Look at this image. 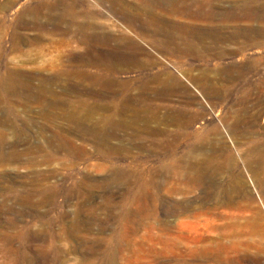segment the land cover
I'll return each instance as SVG.
<instances>
[{
	"label": "rangeland",
	"instance_id": "obj_1",
	"mask_svg": "<svg viewBox=\"0 0 264 264\" xmlns=\"http://www.w3.org/2000/svg\"><path fill=\"white\" fill-rule=\"evenodd\" d=\"M11 1L14 5L9 10L0 9V20L15 22L19 13L26 10L25 2L28 5L43 2L47 4L45 11L51 15L86 10L97 15L100 11L93 22L102 27L103 33L131 37L160 58L159 64L144 72L133 68L119 72L117 79L127 80L154 72L165 78L164 64L174 79L186 81L182 72L166 60L174 61L178 57L155 52L157 49L151 38H143L134 29L125 30L109 8L111 2L118 1L140 11L148 4L146 0H0V4ZM246 2L264 9V0H220L216 4L221 9H232L235 5L241 9ZM158 13L169 21L200 29L219 27L222 34L232 32L236 25L264 27L258 20H196L166 8H159ZM18 31L26 40H17L14 50L11 31L5 25L0 26V75L4 74L6 65L20 70L51 67V73L76 66L95 73V67L68 59L90 50H110L94 40L84 46H78L77 42L67 45L52 42L48 37L37 39L34 29ZM228 45L236 47L234 43ZM114 50L112 55L117 53ZM22 52L40 53L41 56L33 55V60L29 61ZM68 52L74 55L61 58L62 53ZM260 56L256 72L244 78L232 80L221 73L227 67ZM216 63H219L218 68L209 72L212 82L224 88L236 86L234 98L241 95L246 82L258 86L252 91L254 97L256 94L264 96V89L258 84L264 80V42L262 46L248 47L243 54L213 56L203 64L189 58L181 68L196 75L204 65L213 67ZM220 76L223 77L220 79ZM60 81L54 85L56 92L60 91L57 97L66 100L68 97V102L80 93L79 97L93 104L110 100L83 92L75 94L65 89L68 79ZM193 82L186 81V84L198 94L196 88L200 86ZM13 97L6 90L0 91V116L7 112V118L16 125L12 129L0 124V130L7 128L9 133L5 151L17 136H21L20 132L44 145L46 138L58 133L82 145L85 154L75 157L64 151L52 152L47 147L51 154L34 152L24 156L20 163L0 166V264H264V197L259 186L264 182V167L252 166L248 156L249 140H264L263 128L251 135H234L222 125L223 115L217 117L216 112L200 115L192 126L185 128L167 119L162 121L167 118L165 108L159 112L161 122L148 124L144 118H133L129 112L116 113L113 109L96 107L92 110L94 120L114 115L116 119L135 121L130 129L107 140L110 154L102 156L96 150L99 142L88 139L64 117L49 120L50 116L44 113L47 109L41 108L46 106L45 102L44 105L24 98L27 101L24 106L21 100ZM166 101L172 106L185 105L178 96ZM57 104L55 112L64 115L68 104ZM228 107L225 105L223 114L231 111ZM210 118L219 126L220 135L210 134ZM43 129L42 134L39 130ZM135 132L140 134L138 138L131 137ZM173 134L176 141L170 145ZM190 143L206 144L205 149L195 150L191 155L194 146L189 148ZM221 144L229 147L234 161L226 157ZM26 146L22 142L19 148ZM114 171L124 172L125 177L113 178Z\"/></svg>",
	"mask_w": 264,
	"mask_h": 264
},
{
	"label": "bare ground",
	"instance_id": "obj_2",
	"mask_svg": "<svg viewBox=\"0 0 264 264\" xmlns=\"http://www.w3.org/2000/svg\"><path fill=\"white\" fill-rule=\"evenodd\" d=\"M217 1L220 0H146L148 4L141 7L140 11L133 10L125 3L118 1L111 2L109 6L113 14L121 21L125 30L130 31L134 29L143 38H151L155 42L154 49H157L155 52L163 55L164 53H169L174 57H178L174 61L169 58L166 60L170 65H175L178 71H180L179 73L182 72V76L187 82L194 81L193 83L199 84V89L196 88L198 94H195L189 88L186 81H180L178 78L174 79V75L169 71L168 66L164 64H162L163 68L167 69V73H165L167 77L165 78L162 77V74L159 75L158 72H154L150 74L143 73L141 76L138 75L135 78H128L127 80L117 79L116 75L119 72L129 71L133 68L144 72L147 68L159 64L160 58L131 37L124 36V34L111 35L110 33H103L101 31L102 27L97 26L93 22L98 17L100 11L97 12V15L92 10H86L82 13L65 11L57 15H51L45 11L47 4L43 2L29 5L25 2L24 4L27 5V8L25 11L19 13L15 22H6L5 19L0 20V26L5 25L11 31L10 40L12 42V49L15 50L17 48V40H26L19 34L18 30L34 29L37 31V39L48 37L55 43L71 45L72 42H77L78 46L87 45L94 40L97 43L107 45L110 47V50H90L87 53L72 56L68 59L95 67L97 69L95 73L79 69L80 67L76 66L56 70L51 73L49 69L51 67L20 70L6 65L4 74L0 75V91H8L11 96H14L13 98L21 100L24 106L27 105L26 100H33L37 103L45 102L46 106H41V108L47 109L44 113L50 116L49 120L53 121L64 117L88 139L91 138L99 142L100 145L98 144L96 150L102 156L110 154L108 148L111 147L106 145L107 140L111 137H118L119 132L122 130L130 129L135 124V121L132 118H130V121H123V118L116 119L114 115L101 118L99 121L94 120L92 110L96 107L113 109L116 113L129 112L133 118H144L148 124L151 121H160L158 118L159 112L165 108L167 110V118H164L162 121L167 119V121L179 127L191 125L200 115L211 111L216 112L217 117H222L223 115L221 120L222 125L234 135H251L260 130V128L264 129V96L256 94L254 97L252 93L254 88L258 87L257 85L246 82V87L241 95L234 98L233 90L236 86L224 88L212 82L213 78H211L209 72L214 70V67L218 68L217 65L219 63H216L213 67H205L206 65H204V68L196 75L189 73V69L186 73V70H183L181 67L189 58L201 61L203 64L213 56L223 57L234 53L243 54V51L250 46H262L264 42V27H242L236 25L232 32L222 34L218 29L219 27H206L207 29L204 27L200 29V27L198 28L189 24L169 21L158 13L159 8H166L174 14L185 15L196 20H205L207 18L231 22L258 20L264 24V9H261V6L246 2L241 9L238 5H235L232 9H221L216 4ZM13 5L14 1L4 5L0 4V9L7 11ZM112 26L116 28L117 24L112 23ZM56 35H60L61 37L55 38L54 36ZM66 36H69V38H66ZM228 43H234L236 47H229ZM112 49H115L117 53L112 55ZM1 52L4 54L3 50ZM21 54L25 55L29 61L33 60V55L36 57L41 56L40 53L32 54V52H22ZM69 55L74 54L71 52L62 53L61 58L69 57ZM261 58L262 56L252 58L240 65L227 67L221 73L224 72L223 74L232 80L244 78L248 73L256 72L258 66L257 60ZM221 77L223 76H220V79ZM61 79H68L65 83V89H71L75 94L83 92L107 99L109 97L110 100L93 104L79 97L81 93L80 95L71 93L75 95V99H70V102H68V97H66L67 100L59 98L62 96L57 97V93L59 95L60 91L56 92L54 88V85L61 82ZM34 80H37L38 83L35 84ZM258 84L261 89H264V80ZM47 94L51 98L50 96L47 97ZM116 95H119L118 98H116ZM171 96L181 97L185 105L179 107L168 104L166 100L170 99ZM0 100L2 99L0 98ZM204 102L205 104H203ZM0 103L2 102L0 101ZM57 103L61 105L68 104V110L64 115L55 112V105ZM194 104L200 107H192L191 105ZM225 105H229L227 110H231L228 114H223ZM232 113L235 114L233 115ZM7 115L8 113L6 112L2 117L0 116V124L9 126V128L12 127V129L13 127L15 128L14 121L12 122L7 118ZM210 120L212 125L210 134L220 135L219 126L212 118ZM149 128L147 125V129ZM39 132L43 134L45 129L39 130ZM20 133L21 136H17L10 143L9 150L5 151L9 133L7 128L0 130V166H12L13 164L20 163L24 156L28 157V155L34 152L46 155L51 154L47 150L48 148L52 152L56 150L64 151L75 157L85 154L82 145H76L73 139L58 133L51 134L46 138V145L33 142L28 135L23 132ZM134 134L131 135L132 138L133 136L137 138L140 136L137 132ZM175 138L173 134V138L169 142L170 145H174ZM249 141L248 156L251 158L250 163L252 166L254 165L258 168L264 167V140L250 139ZM22 142L26 143L27 146L20 149L19 145ZM194 144L190 143L189 145V148L194 146V149L191 150V155H193L192 153H196L195 150L205 149L206 144L202 143L201 145L198 144V146ZM175 146L178 147L177 144ZM220 148L224 150L226 157L231 162L234 161V154H232L228 146L221 144ZM112 177L121 179L125 177V173L114 171L112 172ZM259 186L264 197V182H260ZM136 192L139 193V191ZM128 218H131V215H128ZM122 241L124 240L121 239Z\"/></svg>",
	"mask_w": 264,
	"mask_h": 264
}]
</instances>
